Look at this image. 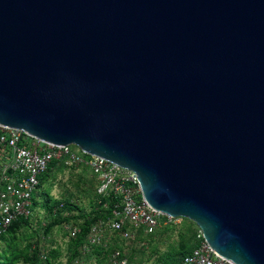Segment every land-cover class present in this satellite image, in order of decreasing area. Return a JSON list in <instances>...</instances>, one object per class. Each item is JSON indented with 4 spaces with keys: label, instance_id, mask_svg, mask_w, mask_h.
<instances>
[{
    "label": "water",
    "instance_id": "obj_1",
    "mask_svg": "<svg viewBox=\"0 0 264 264\" xmlns=\"http://www.w3.org/2000/svg\"><path fill=\"white\" fill-rule=\"evenodd\" d=\"M0 124L134 171L264 264V0H0Z\"/></svg>",
    "mask_w": 264,
    "mask_h": 264
},
{
    "label": "built area",
    "instance_id": "obj_2",
    "mask_svg": "<svg viewBox=\"0 0 264 264\" xmlns=\"http://www.w3.org/2000/svg\"><path fill=\"white\" fill-rule=\"evenodd\" d=\"M53 162L64 168H90L97 181V194L108 199L104 207L111 212L106 219L91 226L87 250H90V244L102 245L107 230L134 239L140 229L145 234H152L175 219L148 204L134 171L101 156L87 154L74 144L43 141L0 124V236L17 219L32 215L33 198L41 178ZM80 230L70 229L71 235L75 237ZM196 239L197 245L183 255L178 264H236L217 254L200 229ZM112 256L116 264H128L127 258H120L119 251Z\"/></svg>",
    "mask_w": 264,
    "mask_h": 264
},
{
    "label": "rangeland",
    "instance_id": "obj_3",
    "mask_svg": "<svg viewBox=\"0 0 264 264\" xmlns=\"http://www.w3.org/2000/svg\"><path fill=\"white\" fill-rule=\"evenodd\" d=\"M95 189V178L88 167L52 170L44 179L38 195L40 201L30 221L8 234L2 252L15 246L20 255L17 264H31L36 249L39 256L35 264H116L113 256L111 259L105 256L106 248L87 250L88 243L77 245L70 232L73 228L80 230L96 207ZM57 203L62 208L55 216L52 207ZM198 229L192 220L178 217L162 225L156 233L134 239L107 230L102 245L108 242L119 248L129 258V264H176V259L184 254L183 249L191 250L196 245Z\"/></svg>",
    "mask_w": 264,
    "mask_h": 264
},
{
    "label": "trees",
    "instance_id": "obj_4",
    "mask_svg": "<svg viewBox=\"0 0 264 264\" xmlns=\"http://www.w3.org/2000/svg\"><path fill=\"white\" fill-rule=\"evenodd\" d=\"M55 168H60V167H58V165H57L56 162H53L49 166L48 171L41 178V182H40V185L38 187V192L35 195V197L33 198V207H32L33 213H32V215L34 214V210L36 209V206H38V203L40 201L38 195L40 193V190L42 189V185H43L44 179L46 177H48L49 176V173L52 170H54ZM95 183H96V189H95V191H96V196H97V199H98L97 205L91 211L90 215L86 217L85 222L81 225L80 232L74 237L75 238V243L77 245H79V246L80 245H84L85 242L86 243H89L88 242V235H89V232H90V229H91V226L93 225V223L97 222L100 219H106L109 216V213L111 212V209H106L104 207V203L106 201H108V199L107 198H101L97 194V181H96V179H95ZM100 200H101V202H100ZM47 206H49V204H47ZM54 206H53L54 208L52 207V209H53L52 210L53 211L52 213H54V215L56 216L57 213H58V211L61 210L62 206H60V203L59 204L57 203ZM32 215L29 216V217H21V218L17 219L16 221H14L12 223V225L8 228V230L4 234H2L0 236V264H17V262L19 260V257H20L19 251L16 250L15 246L13 247L11 245L10 248L8 249V251L5 252V253H3L2 250H1L2 243L6 240V238H7V236H8L9 233H11L14 230L20 228L22 225H26L30 221ZM138 232H139V234L137 236H140V235H152V234H154V233H152V234H145L141 229L138 230ZM195 237H196V234H195ZM196 245H197V243H196ZM94 248H95L96 251L97 250L99 251V249L106 248L107 251L105 253V256L106 257L110 256V259H111L112 253H114L115 251H119L120 252V258H127V259H129L127 256H124L121 253V251H120L119 248L113 247L108 242H107L106 247H104V245H93V244H90L91 251ZM193 248L191 250H189L188 248L183 249L181 253H184L183 255L188 254V253H190L193 250ZM38 256H39V249H36L34 251V257L32 259V263L31 264H35L36 260L38 259ZM182 256H181V258H182ZM181 258H179V260L176 259V264L179 263V261H180ZM128 264H129V261H128Z\"/></svg>",
    "mask_w": 264,
    "mask_h": 264
},
{
    "label": "crops",
    "instance_id": "obj_5",
    "mask_svg": "<svg viewBox=\"0 0 264 264\" xmlns=\"http://www.w3.org/2000/svg\"><path fill=\"white\" fill-rule=\"evenodd\" d=\"M95 178V177H94Z\"/></svg>",
    "mask_w": 264,
    "mask_h": 264
}]
</instances>
